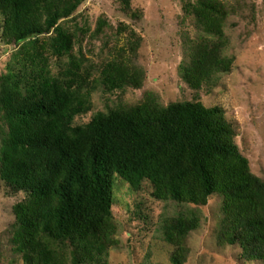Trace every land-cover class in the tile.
<instances>
[{
	"label": "trees",
	"instance_id": "trees-1",
	"mask_svg": "<svg viewBox=\"0 0 264 264\" xmlns=\"http://www.w3.org/2000/svg\"><path fill=\"white\" fill-rule=\"evenodd\" d=\"M87 1L0 0L1 38L20 47L19 68L0 79V180L11 196L26 195L15 207V251L25 264H108L109 249L117 245L113 210L119 178L132 192L148 183L155 199L196 207L162 226L165 242L174 247L173 264L186 263L187 239L201 224L197 209L215 195L223 199L219 244L239 246L247 261L264 263V180L252 173L237 147L236 126L220 108L198 101L162 106L150 96L77 124L92 112L99 86L114 93L140 90L144 83L142 70L120 58L92 78L93 68L74 53L82 31L62 23ZM120 3L140 18L132 0ZM183 10L199 36L181 74L200 91L232 69L224 56L225 28L235 9L222 0H183ZM106 24L99 22L96 38ZM128 30L121 25L119 34ZM134 36L131 53L140 42ZM46 53L70 61L53 74Z\"/></svg>",
	"mask_w": 264,
	"mask_h": 264
},
{
	"label": "rangeland",
	"instance_id": "rangeland-1",
	"mask_svg": "<svg viewBox=\"0 0 264 264\" xmlns=\"http://www.w3.org/2000/svg\"><path fill=\"white\" fill-rule=\"evenodd\" d=\"M222 1L235 9L225 28L224 56L232 61V69L195 91L183 80L181 69L190 60L191 45L199 31L194 21L185 18L183 0H132V12L139 13V19L125 13L120 0H88L73 18L62 23L64 28L82 31L81 44L74 53L83 55L85 65L93 68L92 78H99L106 63L120 58L125 65L142 70L144 83L140 90L114 93L99 86L92 95V112L77 124L83 126L98 114L137 106L150 96L162 106L198 101L208 108H220L235 124L239 151L249 160L252 173L264 180V0ZM100 21L107 24L103 36L96 38ZM121 25L130 30L119 34ZM133 33L140 41L135 53L128 47ZM19 50L7 45L0 32V79L11 68H19ZM46 59L53 74L70 61L51 53H46ZM115 185L117 245L109 249L108 264H173L174 247L165 242L162 226L167 219L196 207L159 201L148 183L139 192H132L119 178ZM25 199V194L11 196L0 180V264H25L12 243L15 207ZM222 205L223 199L215 195L207 206L197 209L201 224L187 239L185 264H264L247 261L239 246L219 244Z\"/></svg>",
	"mask_w": 264,
	"mask_h": 264
}]
</instances>
